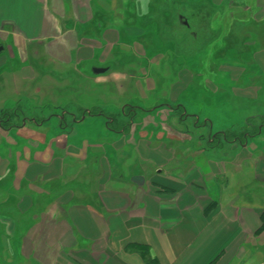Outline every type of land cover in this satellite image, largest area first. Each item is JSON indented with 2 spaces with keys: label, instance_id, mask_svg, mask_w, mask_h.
Returning <instances> with one entry per match:
<instances>
[{
  "label": "crops",
  "instance_id": "1",
  "mask_svg": "<svg viewBox=\"0 0 264 264\" xmlns=\"http://www.w3.org/2000/svg\"><path fill=\"white\" fill-rule=\"evenodd\" d=\"M146 1L0 0V93H19L18 102L29 100L43 115L60 110L75 115V108L86 114L64 128L57 118L60 132L53 137L47 130L54 116L31 123L37 131L46 130L42 145L27 140L22 157L0 153V264H264V127L243 144L225 143L212 154L203 147L190 162L177 161L166 139L158 137L162 130L155 112L152 124L135 122L157 110L162 99L182 107L191 121L200 120L178 103L189 87L195 90L193 77L181 68L166 84L161 74L162 61H178L174 47V57L160 51L164 44L172 46L161 24L178 25L172 7L167 6L169 14L162 10L172 1L185 2L181 13L196 22L203 16L214 23L228 14L227 26L206 24L202 53L194 54L192 43L186 61L239 62L223 63L205 79V122L193 129L206 130L210 145L213 131L221 134L247 118L264 117V0H148L147 13L141 9ZM231 19L239 25L237 48L216 60L210 50L216 44L224 49V43H211L209 34L216 31L222 40ZM15 61H33L38 72L32 63L10 72ZM135 61L149 67L147 78L126 72L138 65ZM242 61L255 62L256 77L243 75ZM72 66L81 72L68 79L79 85L67 90L77 100L64 102L63 87H55L52 104L38 96L44 86L33 92L43 82L66 80L48 69ZM94 68L107 71L96 75ZM127 77L134 90L120 93L116 85ZM147 80L154 84L148 90ZM89 89L97 98L112 97V111L105 113L104 100H84ZM130 103L143 112L135 110L128 131H110L102 115L119 113ZM96 120L110 133L109 142L84 129L79 133L86 140L75 137L78 127L95 129ZM119 155L123 170L135 168L133 173L117 175Z\"/></svg>",
  "mask_w": 264,
  "mask_h": 264
},
{
  "label": "rangeland",
  "instance_id": "2",
  "mask_svg": "<svg viewBox=\"0 0 264 264\" xmlns=\"http://www.w3.org/2000/svg\"><path fill=\"white\" fill-rule=\"evenodd\" d=\"M183 5L186 4L185 2L182 3ZM147 5H149L148 0L145 2L144 8L141 7V9L143 11H147L149 10V8H147ZM188 7H190L189 5L187 6L186 11L188 10ZM224 10V9H223ZM221 11V14L223 15L224 13L227 14L226 10ZM235 13H237L235 11ZM228 15V14H227ZM227 15H225L224 18H222L221 16H219V20L217 22H214L215 25H219V22H222V25L227 26L226 22H229V19L227 18ZM189 18V22L191 25L194 26V23L198 20L197 18L191 19V17ZM243 18V17H242ZM238 20V19H237ZM214 21V19H213ZM177 27H176V31H183V28L180 25H183L180 22H177ZM151 30V29H150ZM189 37H190V33H189ZM201 35H197V40L194 42V46L196 47H201L202 42L200 41ZM173 46H171L170 44H164L162 47H160V51L162 53L168 54V56L174 57L175 55L170 54V52L173 53ZM185 55L183 56V54H179L177 57H174L175 59H177L178 61H162L161 62V74L163 75V78L168 79V81L166 82V84H169V81L176 78V76L174 75L176 73V71H178L179 73L181 72V70L179 71V69L184 68V72L189 76L191 75V77H193V85L195 86L194 89L197 90H189L188 86H187V90L185 91L184 95L181 96V98L179 99L178 103H183V105L186 107V111L187 114H198L200 116V120H199V124L197 125L198 127L203 126V123L205 122V117L204 114L202 112V110L204 108L208 107V94H203V85L205 82L206 78H210L211 79V74H216L218 71V68L223 64V63H230V64H238L239 62L236 61H200V58L197 61H186L187 60V54L184 53ZM183 56V57H181ZM170 57V58H171ZM214 57V56H212ZM186 58V59H185ZM215 59L217 60L218 58L215 57ZM30 62V63H29ZM137 61H135L136 63ZM244 63H246V65H242L245 72L243 73V75L245 74H251L250 78L256 77V64L254 61H242ZM32 63V64H31ZM28 64H31L34 67V71L36 73L37 69H39V65L36 66L33 61H15V63H12L11 66H9L10 72L13 73H19L21 69H23L24 66H27ZM37 64V63H36ZM138 65H132L129 66V71H126L129 75L130 74H136L139 73V77H145L147 78V72H148V68L145 65L140 64V62H137ZM153 67V64H152ZM238 67V66H236ZM55 70H50L48 69V72L50 71L53 74H58L57 77H63L64 79H66L65 81H61L63 79L61 78H57L55 80L52 81H46L43 82L42 84H39L37 86L36 89H34L32 87V89H34V93H38L36 91L40 90V85L44 86V92H42L41 94H38V96H41L43 99H50V103L53 102L54 100H56L55 97V87H63L64 91L61 93V98L63 96H65L64 98V102H68L69 99L72 100H77V97L75 94H69L68 93V86L72 85L75 89V87H78L79 83H72L71 79H68L70 76H73V73L76 72H81L80 69H78L75 66H72L71 68H63V67H53ZM14 69V70H13ZM41 69H43V67H41ZM144 69V71H143ZM188 73H187V72ZM38 72V71H37ZM231 72V71H230ZM251 72V73H250ZM66 75L65 77L62 75ZM185 74V75H186ZM129 77V76H128ZM127 77V80L124 82H121L119 84H117L116 86H119V91L121 93L124 92L127 87L131 89V92L134 90V84L133 82H131L129 80V78ZM178 78V76H177ZM141 80H144L142 78H140ZM170 79V80H169ZM247 79V78H246ZM177 80V79H176ZM61 82V83H60ZM144 83V82H143ZM129 84V86L127 85ZM153 82H151L150 80H147L143 85L145 87V89L148 90L149 87H153L152 86ZM175 84V83H174ZM219 84V83H218ZM154 85V84H153ZM138 86V84H137ZM179 87V86H178ZM29 90H31V87H28ZM66 89V90H65ZM25 90V88H23V91ZM113 90V89H112ZM25 92V94H24ZM23 92V96L27 95V92L24 91ZM47 92V93H46ZM135 92V91H134ZM119 93V94H120ZM147 94V93H146ZM19 93H16L15 96H13L12 92H7V91H3L2 93H0V109H2V111H8L11 108H17L18 111L20 110L23 115L26 116V119H30V118H36V117H40L43 118L44 116H47L46 114L43 115V113H40L39 110L35 109L36 105L33 104V107L31 106V102L29 100L26 99H20L18 97ZM34 95V94H33ZM70 95V96H68ZM198 95V96H197ZM25 97V96H24ZM33 98V97H32ZM41 98V99H42ZM84 100H88V101H92L93 100H97L98 101H102L104 100L105 103V113H108L109 111L111 112L113 109V104H116V102H113L114 99H112V97H107V98H97V94L93 89H89L87 92H85L84 94ZM204 99V100H203ZM163 101H158L159 103L165 102L167 103L168 106H172L173 103H171L170 101L168 102L167 99H162ZM30 104H29V102ZM83 101V99L78 98V102ZM28 103V105H25V103ZM33 102L35 103V101L33 100ZM40 101H38L39 103ZM85 102V101H83ZM52 104V103H51ZM157 104V105H158ZM37 108V107H36ZM170 108V107H169ZM168 107L162 106V108L159 109H154L152 110L150 113L146 114V116L144 117V119L140 118V116L138 117V120H136V124H141L143 123H147L150 121V123H153V119L152 116L150 114H153L155 112V114L157 115V118L159 119L158 121H155L156 126L159 125L162 133L159 132L160 135H158V137L160 136V138L162 140L166 139V147L170 148L173 151L174 156L178 159L177 161L182 159H189L191 157H195V155L197 153H199L201 151V149L204 147H209L211 149H209V153L208 154H212L214 151L217 150H221L225 147V144H221L220 146H218V140H221V136H217V140L212 142L210 145L206 144V139H208V132L206 130H202V129H192L191 127V121L188 120L187 123L184 124H180L178 122V114H174L171 112V110ZM62 110H60L58 113L56 112H52L54 115L56 116V119L50 121V125H52L51 127H48L49 133L48 136L53 137L59 134L60 132V128L58 126V119L59 117H61L62 113H65V111L61 112ZM73 111V110H72ZM80 112L77 111L75 115H73L72 120L70 118H65V121L68 122V125H71L73 122V120L75 121H79L80 118H82L83 116L79 114ZM50 114V115H53ZM22 115V116H23ZM21 116V118H22ZM66 116V114H65ZM68 116V115H67ZM106 114L102 115L103 118H106ZM110 116L112 117H116L118 116V121L121 123L122 116L119 115V113H115V114H111ZM37 120L39 118H36ZM67 119V120H66ZM248 119V120H247ZM237 129L232 130L234 132V135H236L235 133L238 132L240 134H253L258 125L262 124V120L264 121V118L261 117H250L247 118ZM106 119H103V121H105ZM25 121L22 119L16 120L13 122L14 125V130H12L9 134L6 132H0V153L2 155L4 154H9V155H18L17 157H22L20 155L21 152L24 151V149H26L27 151V147H28V143L27 140L30 141L31 143H34V145H36L37 147L42 145L44 143V141L42 140V138H40V136L42 134H44L46 132V130H41V131H37V129H34V125H32L30 122V120H26V124L22 127V122ZM87 121V119L85 120V122ZM92 120H89V122L87 123H91ZM102 121V120H101ZM102 121V122H103ZM126 121V120H125ZM72 122V123H71ZM96 127L95 129L89 130L86 129V126H84L83 128H79L77 129L75 137L77 138H81L82 140H86L88 136H86V134H82L80 135L79 131H81V129H84L83 131H87L88 133L91 134V136H94L95 134L97 135H101L102 142H109L107 141V136L110 135V133L107 131V129L103 126L102 123L98 122L96 120ZM194 125L196 124V121L194 120ZM152 126V125H151ZM155 126V127H156ZM195 126V127H197ZM70 128V127H69ZM68 128V129H69ZM153 128V127H151ZM63 129H61L62 131ZM153 130L156 131V129L154 128ZM152 130V131H153ZM214 130H216V128H214ZM152 131H148V136L150 135L151 137H153V135L150 133ZM192 131L194 134H192ZM215 131H213V135ZM138 134V133H137ZM200 134H202V136H200ZM139 135V134H138ZM193 135V136H192ZM85 136V137H83ZM232 137L231 135L229 136V138ZM192 138V140H191ZM203 139V142H199L198 140ZM211 138V137H209ZM214 146V147H213ZM207 150V148L205 149ZM211 150V151H210ZM218 155H222V154H218ZM119 159V166L114 167V170H117V175H120V172L123 171L124 173H128V172H134L135 168H132L129 170H123L125 169V167H123V165H121V160H122V155L118 156ZM189 161L191 162V159H189ZM187 161V162H189ZM131 177V176H130ZM135 182H141L140 179H135Z\"/></svg>",
  "mask_w": 264,
  "mask_h": 264
},
{
  "label": "flooded vegetation",
  "instance_id": "3",
  "mask_svg": "<svg viewBox=\"0 0 264 264\" xmlns=\"http://www.w3.org/2000/svg\"><path fill=\"white\" fill-rule=\"evenodd\" d=\"M177 14V13H175ZM176 20L177 22H180L182 23L183 25H180L182 28H187L189 30V33L192 37H196V34L193 32V30L195 29V27L189 22V18L184 16L183 14H177L176 15ZM194 44V42H192ZM162 106H165V107H170L168 110H171V111H176L174 114H178L179 117L177 118L178 119V122L180 124H184V123H187L188 120H192L190 118L189 115H186L184 109L180 106H176V105H172V106H168L167 103L165 102H162V103H159L158 105L155 106V108H162ZM154 108L151 107L150 110H152ZM75 114L77 111L81 112V109L80 108H75ZM139 110V111H142L143 112V109L139 108V106H135L133 104L130 103V105H128L127 107H124L123 111H119V115L122 116L123 119L125 120L121 121V123L118 121V116L116 117H112L110 116L111 114H106V126L107 128L112 131V132H118V131H128V124H129V120L134 116V113H135V110ZM154 110V109H153ZM63 112V111H61ZM66 114V116H65ZM80 116L82 115L83 117L86 116L85 113L81 114L79 113ZM115 114V113H114ZM23 113L15 107V108H11L9 109L8 111H0V132H7V133H10L12 130H14V125H13V122L16 121V120H19V119H22L25 121L22 122V127L26 124V120H30L29 123H34V124H40V123H44L46 121L49 120V117H52L54 116L56 118L57 115H50V116H44L43 118H40V117H36V118H39L38 120L36 118H30V119H26V116L23 115ZM68 115V116H67ZM22 116V118H21ZM90 116V115H89ZM72 117L73 115L68 113V111H65V113H62L61 117L60 118V127L64 128L65 126H67L68 122L65 121V118H70L72 120ZM67 120V119H66ZM75 120H73L72 122H74ZM71 122V123H72ZM198 125L199 123L196 122ZM191 127L192 129L194 128V123L193 121H191ZM204 124V123H203ZM258 126L261 127H264V121L262 120V124H259ZM199 128H202L199 127ZM198 128V129H199ZM194 130V129H193ZM225 133V132H224ZM224 133H221V134H210L209 137V141L211 140L210 143L214 142L215 139L217 138V136H221V140H218V146H220L221 144H225L226 141H225V136H224ZM192 134H193V131H192ZM193 136V135H192ZM200 136H202V134H200ZM248 139V138H247ZM232 142H238L237 139H234V140H230ZM208 142H206L207 144ZM227 143H230V142H227ZM208 145V144H207ZM207 148V147H206ZM209 148V147H208Z\"/></svg>",
  "mask_w": 264,
  "mask_h": 264
},
{
  "label": "trees",
  "instance_id": "4",
  "mask_svg": "<svg viewBox=\"0 0 264 264\" xmlns=\"http://www.w3.org/2000/svg\"><path fill=\"white\" fill-rule=\"evenodd\" d=\"M163 6L164 7H163L162 10H167L168 11L169 8H167V6L168 7H172L173 10L175 12H177V14H182L181 12H183L185 10V5H183L182 2H178V1L177 2L172 1L170 3H167V5H163ZM199 7L202 8L201 6H199ZM168 14H169V11H168ZM195 17H197V16H195ZM202 17H201V19H199L198 22L194 23L195 29L193 30V32L196 34V37H197L198 34L201 35L200 41L203 39L204 36H206V32H204V31H206V28H207L206 24L209 25V26H214V27L217 26L214 23H211V21H208L207 18H202ZM161 25H162V27H161L162 31L161 32L163 33V37L168 38L169 40H171L172 46L177 51L178 55L179 54H181V55L183 54V56H184L185 55L184 53H186L187 51H190L192 49L191 45H192L193 40H192V36L191 35L189 37V30L187 28L186 29L183 28V31H176L175 27H170V26H168L167 24H164V23H162ZM199 25H200V27L198 28ZM203 25H204V28H203ZM236 26H239V25L236 22H234L233 19H231L230 30H229V32L226 34V36L222 40L219 38V34L216 31L213 34H209L210 37L214 38L213 39L214 41H212L211 43H213V42L216 43L217 41H219V43L220 42L224 43V49H222V48L219 49L220 48L219 44L213 45V47L210 50V53L214 57H217V58L221 59V58H223L225 56V55H222V54L225 52L226 49L227 50L228 49L232 50L234 48H237L236 44L234 42L235 41L234 38H236L235 36H237L236 33L234 32V30L237 29ZM209 35L207 34V36H209ZM196 40H197V38L194 39V42ZM201 42H202L201 47L198 48V47L194 46V50H193L194 54L196 52L202 53L203 41H201ZM225 59H226V57H225ZM261 118H264V117H261ZM256 133H257V129H256V131L253 134H249V135L240 134V135H238L239 133L236 132L235 133L236 135H234V132L232 130H229V131L224 133V136H225L226 143L227 142H232L230 140L237 139L238 142L243 144L247 140V138H250L252 135H255ZM230 135L232 137L229 138ZM216 140H217V138L215 139V141ZM263 225H264V223H263Z\"/></svg>",
  "mask_w": 264,
  "mask_h": 264
},
{
  "label": "water",
  "instance_id": "5",
  "mask_svg": "<svg viewBox=\"0 0 264 264\" xmlns=\"http://www.w3.org/2000/svg\"><path fill=\"white\" fill-rule=\"evenodd\" d=\"M3 50V48L0 46V52ZM107 71V68H94L92 69V72L96 75L103 74Z\"/></svg>",
  "mask_w": 264,
  "mask_h": 264
}]
</instances>
